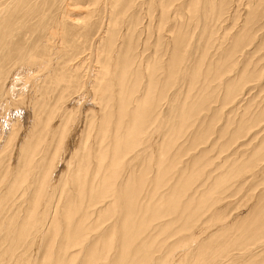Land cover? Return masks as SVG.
<instances>
[{"label":"bare ground","instance_id":"bare-ground-1","mask_svg":"<svg viewBox=\"0 0 264 264\" xmlns=\"http://www.w3.org/2000/svg\"><path fill=\"white\" fill-rule=\"evenodd\" d=\"M33 1L0 0V114L6 124H11L5 144L17 141L16 150L8 154L13 160L8 166L0 157V168L5 167L3 172L0 170V261L16 257L9 263L213 264L224 258V264H252L240 250L264 237V190L253 199L246 213L243 211L221 228H217L223 219L218 210L214 220L206 225L197 222L217 202L214 194L223 193L230 186L231 170L246 172L247 167H256V163L264 160V137L251 147L245 160L244 154L236 151L238 157L228 156L214 164L220 152L246 135L248 109L239 114L240 121L229 118L218 130L213 125L215 117L204 123L208 120L207 113L213 111L210 106L215 98L201 100L206 90L195 92L193 84L197 82L198 67L208 58L210 41L201 51L202 61L188 69L187 85L193 87L185 93L174 89L185 57L183 49L193 34V29L180 21H188L187 25L202 22L201 34L206 35L209 26L219 23L227 13V0L225 3L221 0L219 9L213 6L218 0H209L207 5L200 0H140L139 4V0H108L104 11L111 17L125 11L128 14L124 7L135 6L136 12L129 14L128 21L135 28L128 30L130 35L121 37L122 27L118 23L107 27L106 22L107 29L93 49L97 68L83 97L87 106L82 108L91 116L88 128L82 129L78 126L81 121L77 120V125L68 118L69 114L57 121L54 118L66 95H76L83 85L78 72L80 63L72 62L80 53L76 50L77 38L86 36L91 25L87 20L94 21L95 5L100 7L103 1L90 0L94 9L88 6L89 14L84 18L71 13L58 18L49 35L26 47L22 45L24 35L36 30L27 23V17L38 15L43 4L55 3ZM247 2L252 4L247 5L244 24L232 35L231 45L222 55L207 65L206 78L232 72L236 53L243 43L242 31L250 34L257 27L264 28V0ZM142 6L146 10L144 15ZM116 9L119 13L115 15ZM171 9L179 13V23L173 36L165 30L166 53L164 56L150 53L146 29L141 28L135 37L133 33L145 16L162 26ZM43 15L36 28L45 26ZM183 17L184 20L180 19ZM221 39H225V34ZM135 41L143 42L134 47ZM191 52L194 49L187 55ZM9 65L12 68L16 65L17 73L13 70L16 76L6 84ZM227 66L232 70H224ZM239 76L240 71L229 78V84L235 87ZM251 77L259 81L260 70ZM14 83L22 86L17 90ZM74 103L70 102V112L76 110ZM164 103L172 109L166 114L162 111ZM17 107L27 112L25 119L21 117L23 124L12 115L19 112ZM259 108V117L252 127L264 120V104ZM202 111L207 113L199 116ZM192 115L196 119L189 118ZM191 120H195L191 125L194 129L179 128ZM234 122L238 124L228 142L219 143L229 133L228 124ZM198 130L207 138L200 141L197 133L198 138L192 137L193 141L185 146L183 132L195 134ZM212 134H217V138L212 140ZM200 144L205 146L199 149ZM214 149H218L216 157L211 156ZM60 163L62 168H58ZM257 174L260 172L253 171L252 175ZM106 198L109 200L104 206L93 208ZM107 215L115 216L114 221L105 230L100 228L95 239L84 247ZM182 231L191 232L187 244L194 247L187 250L185 240L190 236L186 238ZM176 234L175 241L168 244L169 237ZM3 243L5 246L1 247ZM29 246L39 248L38 262L23 259V253L16 254L20 248L26 252ZM163 249L162 255L155 257L154 253ZM233 250L239 253L231 254Z\"/></svg>","mask_w":264,"mask_h":264},{"label":"rangeland","instance_id":"rangeland-1","mask_svg":"<svg viewBox=\"0 0 264 264\" xmlns=\"http://www.w3.org/2000/svg\"><path fill=\"white\" fill-rule=\"evenodd\" d=\"M39 1L40 0H38L37 3ZM54 1H55L54 6H49L47 4H43V6L40 7V11L38 12V15L32 14L31 16H28L29 18L27 17V21H28L27 23L29 25H32L34 27V29H36V30L32 31V32L28 31L25 34L26 36L24 35L23 40H22V42H23L22 45L29 47L36 42L38 43L39 40H41L44 36H46L50 32V30L54 29V27L56 26V24H55L56 20L58 18L68 15V13L69 14L71 13V15L75 16V17L84 18L85 16H87L89 14L87 9L90 6H91L90 8L94 7L93 3H92L93 5L90 4L91 2L89 3L90 0H87L88 3L86 0H48L49 3H52ZM102 1H103L101 3L102 7L95 5V9H96L95 11L96 12L92 11V13L95 12L94 17H93L94 21H93V19L87 20V23L91 24L89 27H91L93 29H90L87 26L88 31L86 33V36L81 37L79 39L77 38V43H79V47L76 50H79L80 53L77 54L76 58H74V61H72V62H75L77 64L80 63L79 64L80 67H79L78 72L80 74L81 81H82L83 85L79 89L80 92L76 93V95H75V93H73L72 95H69V94L66 95L65 102H63L62 104H59L62 107H59V109L55 113V118H54V121H57L62 116L69 114V115H67L68 118H70L72 121L74 119L76 124H77V120H78V122L79 121L82 122V123L79 122V125L77 124L79 127H81V129L85 128V127L88 128V125L90 122L89 119H90L91 115L90 114L88 115V113L85 112V109L82 110V108H85L87 106L85 104V99L83 97L86 95L85 91H86V87L88 85V82H90V80L93 78V75H94L93 73H95L96 68H97V66H96L97 63L95 60L96 58L94 57V54H93V49H95L96 44L98 43L97 41H99L101 39V37L103 36V33L106 31L108 26L112 27L113 25H116L118 23L122 27V31H123V35L121 37L130 35L131 32H129L128 30L130 28H135L134 25H131V23L128 22L129 21V14H132V13L135 14V12H136L135 6L133 4L129 5L128 7H124V8L129 10L128 14L125 11L121 15H116L117 13H119V9H116L115 10L116 16H114L115 17L114 18V17H111V15L109 13H106L104 11V4H106V2L108 0H102ZM200 1H201V4L207 5L209 0H200ZM225 1L226 0H224V3H225ZM247 1H249V0H227V5H228V7L226 6L227 7L226 12L227 13L224 14L223 19L219 23L214 22L212 25L209 26V28L207 29L206 35L201 34L202 29H203L202 22H199L198 25H196L197 23L187 25V24H189V22L184 20L185 17L180 18V19L184 20V21H180V22H183L182 24L184 26H189V28L191 30L193 29L192 30L193 34H192V38L189 39V41L186 43L185 48L183 49L185 57H184V60L182 62V66L180 68V72L177 73L180 75L178 85L176 87H174V89L176 91L178 90L179 93H185L186 91H189L193 87L190 83H189V85H187V82H189L188 80H189V76H190L189 75L190 71H188V69L191 68L192 66H194L196 64V62H199L200 60L202 61L201 51L204 48V45L207 44L208 41H210V43H211L210 47L211 48H209V51H208L210 53L206 52L208 55V58L206 59L205 64L200 65V67H198L197 71L199 72V74H197L195 77V79H197V82L193 85L196 88L195 92H199L201 90H206L205 93L203 94L201 100H207L208 101V100H212L214 98L215 99L212 102V105L210 106L213 111H210L209 113L202 111L199 116H203V115H205V113H207L208 120H207V122H204V123H210V121L213 119V117H215L216 121L213 123V125L216 124V130H218L220 128V126H222L224 124L225 121L227 122L229 120V118H236V120L240 121L239 114L243 113L245 108L248 109L247 112L249 113V114L248 113L245 114V116H246L245 123H246V127H247L245 130L246 135L238 138V140H236L234 143L229 145V147H227V149L224 150V152H220V156H219L220 158L215 159L214 164H219L220 161L222 162V159H224L225 157H228V156H230L231 159L238 157L239 154H235L236 151H239L242 154H244V160H245L249 155L248 152L251 150V147L254 144H256L261 138L264 137V120H261L258 123V125H255L254 127H252V124H255L254 120L259 117L258 115L261 111V108H259V107H261L264 104V37H263L264 36V28L260 29L259 27H257L256 29L251 30L250 34H247L246 31H242V33H244L242 36L243 43H242V46L239 48L238 52L236 53L237 62L234 65V69L232 70L230 66H227V68L224 69V70L230 69V70H232V72L227 73V75H223V76H215L212 74V76H210L209 78H206V74L208 72L207 65L210 64L212 60H214L215 58H218L222 55L224 50L231 45L232 35H234L238 31L240 26L244 24L243 23L244 16H245V13L247 12V9L249 8V7H247V5L252 4L254 2V1H251L252 3H250V2L248 3ZM33 2H35V0ZM137 2L139 4L140 0ZM218 5L221 6V0H218L216 3L213 4L214 8H216V9H219ZM263 6H264V2H263ZM143 7L144 6H142L140 8V10L142 11V14L144 15L146 10H144ZM70 9H72L71 12H70ZM92 9H94V8H92ZM156 14H157V12H156ZM42 15L45 16L44 17L45 26L42 27V29H39L36 27H37V23L40 21V17H42ZM178 16H179V13H177L174 9H171L168 12V18L163 22L162 26L157 25L156 21H154V20L150 19V21H149V17L145 16L143 18V20L141 21V23L138 25V27H136L133 35H134V37L138 36L141 28H143V30L146 29L145 31L148 33L149 52L153 53V54L157 53L158 55L162 54L164 56V54L166 53V43H168V40H166V35L168 33L165 32V30H168V32L171 34V36H173V33L176 32V24L179 23V21L177 20ZM106 22H107V25H106L107 27H105ZM67 24H70V23H65L64 25H67ZM51 27H52V29H50ZM75 29L76 28H74L73 30H75ZM224 34H225V39L223 40L221 38ZM29 36H31V37H29ZM145 36H146L145 33H143L141 35L142 38H144ZM16 39H17V37H16ZM142 42L135 41L133 43V45L135 47L137 45H141ZM92 47H94V48H92ZM191 49H194V52L193 53L191 52L192 54L187 55V53ZM92 59H94V61ZM163 59H164V57H163ZM92 62H94V63H92ZM223 67H226V64H224ZM204 68H205V72H204ZM6 70H7L6 71V76H7L6 84H8L10 82V80H12L14 76H16L17 66L14 65V67L12 68V66L9 65L6 67ZM258 70H260V72H261V78L259 81L254 80V78L251 77L252 74L256 73ZM239 71H240L241 76L236 77V84H235L236 86L234 87L233 85L229 84V82H230L229 78L233 77L234 74H236ZM11 72H12V74H11ZM203 72H204V76H203ZM7 73H8V75H7ZM11 75H12V77H11ZM17 76L20 77L21 75H17ZM207 83H210V84L207 85ZM14 85H15V88L17 87L16 88L17 90L20 88V86H22V85H18L17 83H14ZM202 85H205L207 87H204ZM229 88L232 89L231 92H230ZM72 96H73V98H72ZM77 96H78V98H77ZM208 96H209V98H208ZM224 96H225V98H224ZM70 102H71V104L74 102H75L74 105L76 104L75 105L76 110H74L72 112H70L71 111L70 109L72 106V105L70 106ZM67 103H69V104H67ZM16 109L19 111L22 108L17 107ZM17 110H14V112ZM171 110L172 109L168 105V103L163 104V106H162L163 114H166V113L170 112ZM64 111H65V113H64ZM82 112H85V113L82 114ZM214 112H216L215 115H213ZM252 113H254V114L252 115ZM12 115H14L13 117L16 119L20 118V120L23 124V121L26 118L24 115L27 116V112H24V110L19 111V112H15V114L12 112ZM82 115H83V117H82ZM0 117H3L2 119L0 118V128H1V130H0V143L2 142V144H0V154H2V155H0V157L3 160L5 159V161H6L5 165L8 166V164L11 161H13V160L10 161L9 155H10L11 150H13V151L16 150L17 145H15V142H17V141L12 142L10 145L5 144V141L7 140L6 138L8 137V134L10 133L11 124L10 125L6 124V122L4 121V119H5L4 115L3 116L1 115ZM21 117L24 119H21ZM82 118L84 121H82ZM189 118L196 119V116L192 115ZM20 120H19V122H20ZM194 121L195 120L188 121V122H186V124H182L181 126H179V128L181 129L183 126H186V127L189 126L190 127L189 130H192L194 128H193V126L191 127V125L194 124ZM21 122H20V124H21ZM236 124H238V123L234 122V123L228 124V132L229 133L227 135H225L223 138H221L223 140L220 139L219 143L221 141L224 143V140H225V142H228L227 139L229 138V135L232 132V130L235 128ZM212 126H211V128H212ZM4 127L7 130H5ZM3 131H4V133H3ZM5 133H6V136L3 135ZM183 133L185 136H189V137L184 136L185 146L189 145L193 141L192 137H197V133H199L198 137L200 138V141H203V139L205 140L207 138L200 130H198V132H196L195 134L190 133V131H184ZM214 138H217V134H212L211 139L213 140ZM211 139H210V141H211ZM247 140H249V141H247ZM249 142H251V143L248 144ZM75 146H76V142H75ZM75 146H73V147H75ZM204 146H205L204 144H200V145H198V148L201 149ZM246 148H248V149H246ZM246 150H248V151H246ZM215 152L217 153L218 149H214V152H212L213 154H211L212 157L217 156ZM214 155H216V156H214ZM258 155H259V153L256 156H258ZM183 159H186V157H184ZM255 159H256V157H253V161ZM61 163H60V166L58 168H62ZM255 165H258V166L253 167V168L251 167L252 169L247 167L246 172L242 171L241 173H237L236 171L231 170L230 176L228 178L230 181L229 182L230 186L228 185L229 187H227L223 193L214 194V197L217 198V202L212 203L210 205L211 209L209 208V210L207 212H205L202 216H200V219L198 220L199 223L197 222L198 225L203 223L202 225L204 226V225H206V222L214 220V218H215L214 215H216L217 210L219 211V215L223 217L222 221L220 220V223H217V228L223 227L224 225H226V223L233 220L234 217L240 215L243 211H245L244 213H246V209L250 205V203L253 202V199L257 195H259L258 193H261L264 190V160H262L260 163H256ZM3 168H5V167L0 168V170H2V172L4 171ZM226 168L227 167L218 170V173L224 171ZM253 171H257V172L259 171L260 174L253 176L252 175ZM64 176L67 177L68 173L64 172ZM4 195H7V194L5 193ZM63 196H65L64 193L62 194V197ZM108 200H109V198H106V200L103 204L95 205V207H93V208H98V207L104 206ZM109 216L110 215H107L104 219L101 218L102 223L99 225L98 228H96L97 230L95 229L92 231L91 236H89V238L84 243L86 245L83 244L84 247L88 246L92 242V240L95 239V237L100 233L101 230L102 231L105 230V228L112 221H114L113 219L115 218V216L108 218ZM244 216H245V214H244ZM93 217H96V214ZM166 219H168V218H166ZM100 228H101V230L98 231ZM212 231H210V232H212ZM180 233H182L183 235L186 234V238H187V235L190 236V237H188L187 240H185L186 244L190 243L188 240L191 238V235H190L191 232L190 231H185V232L182 231ZM207 234H209V233L208 232L203 233V234H201V237L204 235L206 236ZM176 237H178L177 234L172 236V237H169V240L167 241V243L170 244V242L175 241ZM260 241L257 244L248 245V248L245 250H240L242 252V255L245 256V259L249 258L250 262H252V264H264V237ZM4 246H5V244L3 243L1 245V247H4ZM39 247L44 248V246L41 247V245ZM189 247H190V245L188 246V244H187L186 245L187 250L189 249ZM191 247H194V246H191ZM20 249L23 250L24 248H20ZM20 249H18L16 251V254L23 253L24 254V255H22L23 259L30 261V259L32 258L31 260L36 259L34 262H38L37 260H39L40 257L37 256L38 255L37 252H38L39 248H36L34 246H29V248L25 249L26 252H23ZM165 249H163L162 251L155 252L154 253L155 257L162 255V253ZM238 251L233 250L231 254H235ZM15 256L16 255H14V257ZM13 259L15 261L16 257L9 259L11 261H9L8 259H5V261H0V264L13 263L12 262ZM224 262H225V259L220 258L216 262H214L213 264H224ZM148 264H152V263L149 262Z\"/></svg>","mask_w":264,"mask_h":264}]
</instances>
